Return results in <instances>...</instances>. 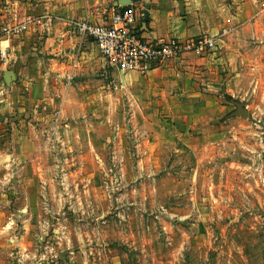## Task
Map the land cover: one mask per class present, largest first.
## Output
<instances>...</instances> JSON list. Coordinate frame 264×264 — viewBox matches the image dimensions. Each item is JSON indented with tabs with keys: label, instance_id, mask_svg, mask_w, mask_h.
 I'll return each instance as SVG.
<instances>
[{
	"label": "rangeland",
	"instance_id": "1",
	"mask_svg": "<svg viewBox=\"0 0 264 264\" xmlns=\"http://www.w3.org/2000/svg\"><path fill=\"white\" fill-rule=\"evenodd\" d=\"M263 86L219 96L202 122L222 132L189 134L218 144L171 158L155 179L133 141L143 119L114 85L94 110L58 120L80 142L47 144L45 116L16 114V134H0V264H264ZM230 99L246 117L227 116Z\"/></svg>",
	"mask_w": 264,
	"mask_h": 264
},
{
	"label": "crops",
	"instance_id": "2",
	"mask_svg": "<svg viewBox=\"0 0 264 264\" xmlns=\"http://www.w3.org/2000/svg\"><path fill=\"white\" fill-rule=\"evenodd\" d=\"M119 1L0 0V29L27 15L59 18L52 25L42 18L16 36L0 32V49L7 52L0 58V134H16V114L30 122L43 115L44 142H80V134L70 138L67 124L58 120L69 112L94 110L97 99L109 98L114 85L126 93L132 113L143 119L133 141L140 167L155 179L171 158L197 156L202 148L218 144L213 137L201 141L189 134L196 129L212 136L222 132L217 118L202 122L203 116H217L222 109L219 96L230 97L244 87L255 91L264 84V0H129L146 11V20L138 23L146 39L184 40L200 34L215 39L209 52H184L144 74L110 67L94 41L67 26L71 19L108 23ZM5 71L11 73L9 83ZM87 137L89 142V129Z\"/></svg>",
	"mask_w": 264,
	"mask_h": 264
},
{
	"label": "built area",
	"instance_id": "3",
	"mask_svg": "<svg viewBox=\"0 0 264 264\" xmlns=\"http://www.w3.org/2000/svg\"><path fill=\"white\" fill-rule=\"evenodd\" d=\"M144 10L134 4L117 5L108 23H97L86 19H71L67 26L79 37L90 38L96 44L107 65L121 73L135 71L144 74L163 62L177 58L187 51L205 53L213 50L215 39L208 35H196L184 40L169 38L149 40L138 32V23L143 20ZM52 25L59 20L54 15L41 17L25 16L21 21H12L1 27L2 34L16 36L31 23ZM7 52L0 49V58Z\"/></svg>",
	"mask_w": 264,
	"mask_h": 264
},
{
	"label": "water",
	"instance_id": "4",
	"mask_svg": "<svg viewBox=\"0 0 264 264\" xmlns=\"http://www.w3.org/2000/svg\"><path fill=\"white\" fill-rule=\"evenodd\" d=\"M119 4L121 5H127L129 4V0H120ZM146 20V11H144L143 21ZM4 81L6 83H9L11 81V73L9 71H5L3 74ZM230 102L233 104L234 109L228 114V116H247V108L245 106V103L243 101L238 100H230Z\"/></svg>",
	"mask_w": 264,
	"mask_h": 264
}]
</instances>
